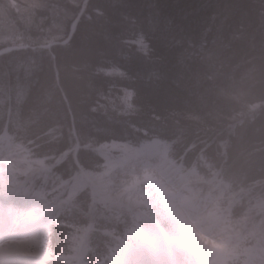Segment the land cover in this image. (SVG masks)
Segmentation results:
<instances>
[{"label": "trees", "instance_id": "1", "mask_svg": "<svg viewBox=\"0 0 264 264\" xmlns=\"http://www.w3.org/2000/svg\"><path fill=\"white\" fill-rule=\"evenodd\" d=\"M80 11L60 33L48 21L41 36L31 31L16 43L23 48L0 45V132L60 181L101 171L94 148L104 142L158 139L183 167L220 170L242 204L264 201V0H88L68 39ZM123 92L132 97L128 114L108 102ZM89 203L84 191L51 228L52 256L70 253ZM103 221L98 227L109 226ZM96 238L104 255L108 238Z\"/></svg>", "mask_w": 264, "mask_h": 264}, {"label": "rangeland", "instance_id": "2", "mask_svg": "<svg viewBox=\"0 0 264 264\" xmlns=\"http://www.w3.org/2000/svg\"><path fill=\"white\" fill-rule=\"evenodd\" d=\"M62 1L64 5L58 7L62 2L56 0H0V45L9 44L6 49L17 47L20 44L16 45V43L22 38H27L31 31L33 35L41 36V32L45 31L41 27L48 21L52 22L49 24L51 25L49 31L60 33L59 28L74 18L75 12L78 8L82 9V3L85 0ZM44 11H47L45 17L41 16V12ZM21 29L25 32L23 33ZM134 43L140 44L141 48L147 46L142 40ZM106 74L121 76V73L116 70L106 71ZM131 100V95L123 92L119 100L114 97L108 102L112 103V106L115 104L119 112L128 114L132 111ZM151 147H154L151 148V152L156 155L154 166L146 160V157H149L148 152L129 150L111 153L102 172L84 173L82 184L84 190L89 193L92 203L95 204L90 207L93 215L98 214L96 209L101 204L109 205L117 211L137 209L155 217H152L153 219L163 221L173 234L170 235L173 242L168 246L167 253L173 252L178 261H183L181 264H187L186 261L195 252L205 256L199 257V261L206 262L205 264L211 263L212 260L209 261V258L217 248L233 254L246 252L247 255L248 252L252 257L249 258L251 262L247 258V264H264V201L241 204L244 210L242 216L232 221L228 208L233 202L240 205V199L235 194L230 195L229 191L221 188L215 179L205 180L184 174L178 167L168 162L164 149L158 150V143L155 142ZM46 165L43 160L30 156L25 147L12 148L9 146L0 158V180H8L12 185L21 183L23 187L31 183H35L36 186L39 179L49 182L50 178L58 183L52 190L53 193L49 192L50 205L58 202L57 205H60L66 202L68 197H76L79 192L77 180L57 181L59 176L52 175V172L42 173V168H46ZM93 178L96 182L92 183ZM104 184L107 185L108 194L96 189L97 186ZM178 189H180L179 195ZM67 192L70 193L67 194ZM33 201L29 200L31 204ZM47 207H49L47 202L41 203L42 209ZM36 209L22 214L20 208H15L13 214L19 217L21 223L15 222L13 229L15 233H12L9 238H3L1 242L13 241V249L17 250L20 255H37L41 258H48L44 236L47 232L44 227L45 223L39 222L37 232L31 228V224L34 226L35 223L38 224L35 218ZM195 211H200V215H192ZM3 215L4 212L0 211V216ZM48 221L47 219L46 222ZM237 230H240L239 235L232 236ZM9 233H11L10 230ZM83 239L84 234L82 233L76 241L74 253L81 249ZM244 241L252 243V248L247 247L243 250ZM127 248L124 246L119 249L121 256H118L120 259V261L117 260L118 264H151L146 258L131 254L134 252L128 251ZM29 257L18 259V261L21 262L20 264H38V258ZM188 264L192 263L188 262ZM212 264L223 263L214 261Z\"/></svg>", "mask_w": 264, "mask_h": 264}, {"label": "bare ground", "instance_id": "3", "mask_svg": "<svg viewBox=\"0 0 264 264\" xmlns=\"http://www.w3.org/2000/svg\"><path fill=\"white\" fill-rule=\"evenodd\" d=\"M258 107L259 106H255L253 108V111L256 110ZM9 123H11V122H9ZM86 147L87 146H85V148ZM88 148L90 150H92L94 147L88 146ZM112 149L113 150H119V151H129V150L132 151V148L130 146H128V145L121 146L120 144L114 143V142L110 143V144H105L102 147H100L98 150L101 151V152L102 151L105 152V151H109V150L113 151ZM133 164L136 165V163H133ZM88 173L91 174L92 172H88ZM94 176H95V174H94ZM91 182L92 183L96 182V179H94V178L91 179ZM97 184H99V183H97ZM13 186H14V184L12 185L8 180H0V197H4V195H6L7 192L10 190V188H12ZM106 187H107V185L104 184V185H101V186H97L96 189H97V191L100 190L102 193H107L108 194V189ZM126 195H130V194H126ZM36 212H37V215L39 214L40 216H42V215H45L46 213H48V209L47 208L42 209L41 206H40V207H38ZM237 232H239V230ZM9 254L17 255L19 253H18L17 250L13 249L12 244L7 243L2 248H0V263L2 261L6 260ZM40 254H38V255H40Z\"/></svg>", "mask_w": 264, "mask_h": 264}, {"label": "water", "instance_id": "4", "mask_svg": "<svg viewBox=\"0 0 264 264\" xmlns=\"http://www.w3.org/2000/svg\"><path fill=\"white\" fill-rule=\"evenodd\" d=\"M76 23H77V21H76ZM76 23H75V24H76ZM75 24L73 25V30H74V28H75Z\"/></svg>", "mask_w": 264, "mask_h": 264}]
</instances>
